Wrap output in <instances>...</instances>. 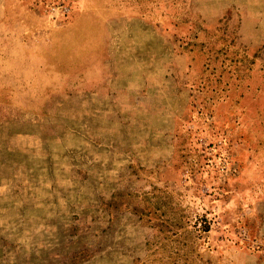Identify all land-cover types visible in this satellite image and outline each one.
Segmentation results:
<instances>
[{
	"label": "rangeland",
	"instance_id": "obj_1",
	"mask_svg": "<svg viewBox=\"0 0 264 264\" xmlns=\"http://www.w3.org/2000/svg\"><path fill=\"white\" fill-rule=\"evenodd\" d=\"M0 264H264V0H0Z\"/></svg>",
	"mask_w": 264,
	"mask_h": 264
}]
</instances>
